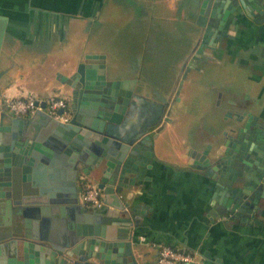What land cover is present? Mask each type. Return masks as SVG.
<instances>
[{
    "label": "crops",
    "instance_id": "0c3cea01",
    "mask_svg": "<svg viewBox=\"0 0 264 264\" xmlns=\"http://www.w3.org/2000/svg\"><path fill=\"white\" fill-rule=\"evenodd\" d=\"M199 1L0 0V13L7 17L0 49V122L19 116L34 133L47 135L41 114L15 115L2 99L32 96L43 100L59 92L69 106L66 78L76 66L105 63L116 76L125 78L123 90L137 95V111H153L152 117H141L133 126L134 132L149 127L150 136L144 139L153 151L147 158L149 166L142 168L126 191L128 211L134 207L139 215L134 226L138 263L155 264L157 244L164 242L198 251L197 264H264V214L253 222L221 213L220 189L213 177L218 174L211 167L215 163L205 162L208 152L225 138L221 130L235 116H240L243 125L246 111H251L258 115L255 125L264 130L260 109L264 108V19L255 20L258 13L248 16L237 11L233 25L231 13L225 23L228 34L221 36L214 50L203 48L207 58L200 65L212 70L201 73L192 68L178 95L173 88L180 70L176 64L205 30L196 20ZM184 41L189 44L185 53L179 47ZM168 79L164 113L170 116L157 124L155 99L162 101L164 91L155 88V81ZM228 133L234 136L236 132ZM42 164L43 158L37 160L39 175L46 179L52 173V181L66 183L71 169L63 161L54 164V170ZM94 176L78 175V195L87 180L97 183ZM3 204L0 197V243L12 238L7 235L12 216ZM83 206L89 212L96 208ZM109 226L116 231L115 223ZM11 256L3 248L0 264H12Z\"/></svg>",
    "mask_w": 264,
    "mask_h": 264
},
{
    "label": "water",
    "instance_id": "95a60500",
    "mask_svg": "<svg viewBox=\"0 0 264 264\" xmlns=\"http://www.w3.org/2000/svg\"><path fill=\"white\" fill-rule=\"evenodd\" d=\"M199 3L198 17L210 15L208 24L216 28L213 38L207 39L209 43L216 44L221 35L228 34L225 23L231 13L233 25L238 13H258L255 20L264 19V0ZM212 3L214 10L209 12ZM6 22L7 17L0 13V49ZM66 82L70 88L68 121L36 111L43 116L47 135L34 133L19 116L11 117L9 123L0 122V197L4 199L3 209L12 216L7 230L12 238L0 243V252L7 247L12 264H80L84 260L139 264L135 254L139 240L134 232L137 209L128 211L126 191L142 168L149 166L147 158L153 147L144 138L150 136V129L134 132L121 122L132 93L119 88L121 80L107 78L105 63L80 62ZM40 104L44 106V100ZM260 109L264 112L263 107ZM246 112L247 122L239 129L251 125L256 130L253 140L257 137V148L264 147V130L253 121L258 115ZM253 143L237 138L224 151L208 152L205 162L215 163L211 167L218 174L213 173V177L220 189V212L257 222L256 216L264 214V153L254 152L253 146L247 152ZM42 158L48 169L54 170L59 160L71 169L66 183L52 181V173L46 180L36 172L37 160ZM81 172L93 173L103 193V203L90 212L78 202L76 180ZM114 223L116 231H110L108 224Z\"/></svg>",
    "mask_w": 264,
    "mask_h": 264
},
{
    "label": "flooded vegetation",
    "instance_id": "af4514ba",
    "mask_svg": "<svg viewBox=\"0 0 264 264\" xmlns=\"http://www.w3.org/2000/svg\"><path fill=\"white\" fill-rule=\"evenodd\" d=\"M199 5H200V3H199ZM199 5H198V9H199ZM212 10H214V9H212ZM215 12L216 13L214 15V18L217 17V11L215 10ZM209 18H208L207 24L205 22L206 19L199 18L198 16H197L196 20H197V22L199 24L202 23L201 25H204V28H206L209 25L208 24ZM217 31L219 32L218 29H217ZM207 32H208L207 33V37L205 38L204 35H203L205 33V30H204V33L201 36H199L195 40V42H193V44L189 47V50H187L189 44L186 41L182 42L180 44V46H179L181 51L184 50V53H185L186 50H187L188 53H187V56L185 58L183 57L181 59L180 63L177 62V64H176L177 67H175V69L176 70L180 69L178 78H176L174 80V78L171 77L172 81L174 80V83L176 81V84L174 85L173 88H174L175 93H178V95H179L180 88H181L183 80L186 78L187 73L192 68L197 70V71H200L201 73H205V72H208V71L212 70V68L209 69L210 67H208V69H209L208 70L207 68L203 67V65L202 66L200 65V60L207 58V56L205 54H203V48L204 47H208L211 50H214L218 46V43H219V42L218 43L216 42V44L214 42L213 43H209V41L207 40V39H209V37L213 38V35L216 32V28L215 27L209 25V30ZM220 35H221V33H220ZM169 70L171 71V73L173 72L171 74V75H173L174 74L173 69H169ZM106 76H107V78H109L111 80H121V82H122L123 79H125L122 76H119V75L116 76L115 72L111 70V67H106ZM160 83L164 84L163 87L159 86ZM168 83H169V79L167 81H162V80H156L155 81V88L160 87V88H163V89H160V90L164 91V92H162L160 94L162 96V101H158L157 99H155V122H157V124H158L159 121L168 120L169 116H170L169 112H165L166 114L164 113V107H165L166 103H168V100L166 99L167 96H168V92H167ZM119 84H120L119 88L123 89L121 83H119ZM119 96H120V98H122V95H119ZM136 96L137 95L130 96L129 102L127 104V108H126L125 112L123 113L122 120H121V122L123 124L127 125L130 128H133V129H134L133 126L138 123V119H140L141 117L147 116L148 118H150L151 114L153 116V111L152 110H146L147 112H145L144 114L142 112H138L137 111L139 105H138ZM175 98L177 99L176 96H175ZM239 117L240 116H235L234 120L227 121V123L225 124V128H223L221 130V136L225 137V138H223L221 143H219L215 149H219V150L224 151V149L226 147H229L231 145V143L235 142V139H237V138L238 139L239 138L246 139L247 138L249 141H251V143L254 142L253 145H249L248 146L247 152L250 151L252 149V146H253L254 147V150H253L254 152L257 151L256 153H259L261 151V152L264 153V147L259 146V148H257L258 143H259L256 140L257 137L253 140V138L255 137L254 133L256 132V130H254L255 128H253V127L251 128V125H249L250 127H246V128H243L242 130H240L239 128H242L243 126L240 124V121H239L240 118ZM158 131H159V127H156L155 128V134ZM229 131H234L236 133H235L234 136H231L228 133Z\"/></svg>",
    "mask_w": 264,
    "mask_h": 264
},
{
    "label": "built area",
    "instance_id": "2783aa9c",
    "mask_svg": "<svg viewBox=\"0 0 264 264\" xmlns=\"http://www.w3.org/2000/svg\"><path fill=\"white\" fill-rule=\"evenodd\" d=\"M32 96L4 97L2 104L15 115L35 113L37 110H44L50 116L66 122L71 116V112L65 96L59 92H54L46 97L45 105L41 106ZM78 200L85 206L98 207L103 203V193L97 183L87 180L83 190L78 195ZM200 253L195 250L176 248L170 244L159 242L157 244V258L155 264H192L198 262ZM80 264H94L91 260H84ZM149 264V263H144Z\"/></svg>",
    "mask_w": 264,
    "mask_h": 264
}]
</instances>
